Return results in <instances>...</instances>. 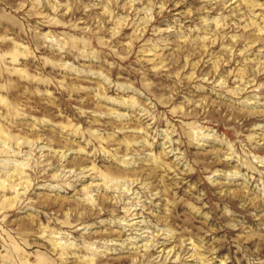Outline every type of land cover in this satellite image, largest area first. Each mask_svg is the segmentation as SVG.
I'll list each match as a JSON object with an SVG mask.
<instances>
[{
	"label": "rangeland",
	"instance_id": "1",
	"mask_svg": "<svg viewBox=\"0 0 264 264\" xmlns=\"http://www.w3.org/2000/svg\"><path fill=\"white\" fill-rule=\"evenodd\" d=\"M0 264H264V0H0Z\"/></svg>",
	"mask_w": 264,
	"mask_h": 264
}]
</instances>
